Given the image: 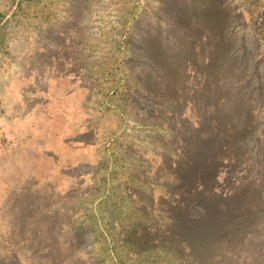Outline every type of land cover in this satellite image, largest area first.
Segmentation results:
<instances>
[{
    "label": "rangeland",
    "instance_id": "1",
    "mask_svg": "<svg viewBox=\"0 0 264 264\" xmlns=\"http://www.w3.org/2000/svg\"><path fill=\"white\" fill-rule=\"evenodd\" d=\"M0 264H264V0H0Z\"/></svg>",
    "mask_w": 264,
    "mask_h": 264
},
{
    "label": "trees",
    "instance_id": "2",
    "mask_svg": "<svg viewBox=\"0 0 264 264\" xmlns=\"http://www.w3.org/2000/svg\"><path fill=\"white\" fill-rule=\"evenodd\" d=\"M213 1V3H216V0H212ZM141 201V200H140ZM137 213L138 214H142V212L141 211H137ZM206 215H208V214H206ZM209 217V216H208ZM209 224H210V221H209ZM215 224H216V227L219 229V222H218V220L215 222ZM135 234V238H139V235H138V233H134ZM132 236H134V235H132ZM141 241H142V243H144V240H142L141 239ZM177 241V240H176ZM178 242V241H177ZM189 254V253H188ZM189 256H190V254H189Z\"/></svg>",
    "mask_w": 264,
    "mask_h": 264
}]
</instances>
